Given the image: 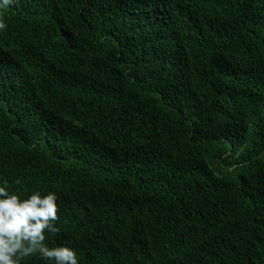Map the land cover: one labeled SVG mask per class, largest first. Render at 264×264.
Listing matches in <instances>:
<instances>
[{"label": "trees", "instance_id": "1", "mask_svg": "<svg viewBox=\"0 0 264 264\" xmlns=\"http://www.w3.org/2000/svg\"><path fill=\"white\" fill-rule=\"evenodd\" d=\"M0 18V183L56 193L46 244L264 264V0H12Z\"/></svg>", "mask_w": 264, "mask_h": 264}, {"label": "clouds", "instance_id": "2", "mask_svg": "<svg viewBox=\"0 0 264 264\" xmlns=\"http://www.w3.org/2000/svg\"><path fill=\"white\" fill-rule=\"evenodd\" d=\"M12 0H0V9ZM7 27L0 18V31ZM19 182V181H17ZM57 195L53 191L42 194L32 191L21 198L10 192L7 182L0 183V264H21L25 257L39 253L49 264H79L72 247L61 244L49 246L45 233L60 232L54 223L57 217Z\"/></svg>", "mask_w": 264, "mask_h": 264}]
</instances>
